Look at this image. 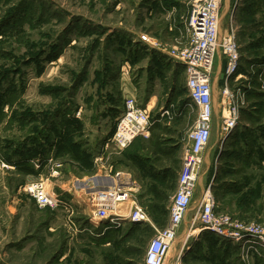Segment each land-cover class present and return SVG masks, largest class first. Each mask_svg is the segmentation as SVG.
I'll use <instances>...</instances> for the list:
<instances>
[{"label": "rangeland", "instance_id": "rangeland-1", "mask_svg": "<svg viewBox=\"0 0 264 264\" xmlns=\"http://www.w3.org/2000/svg\"><path fill=\"white\" fill-rule=\"evenodd\" d=\"M235 5L243 9L236 22L241 67L248 72L254 65L260 73L264 71V0H239ZM178 7L185 13L184 0H0V264H144L148 243L168 221L181 169V164L175 169L173 155L164 163L143 157L145 147L153 151L150 129L156 126L164 146L182 153L189 144L196 110L189 106L181 69L172 75L162 64L167 56L139 42L138 36L147 32L165 46L185 44L183 35L177 41ZM180 31L184 34L182 27ZM126 65L127 75L123 74ZM216 69L217 58L212 82L220 97L223 77L215 76ZM261 79L250 80L248 106L220 148V110L217 116L213 113V130L190 213L210 183L220 211L264 223ZM125 82L136 86L142 102L151 92L156 96V107L148 111L149 134L136 137L122 150L105 148L124 110ZM166 107L172 109L170 116L160 117ZM2 161L8 167H2ZM150 167L165 171L150 172ZM105 169L113 175H131V196L149 222L125 218L110 223L94 217L95 225L86 224L92 207L84 176L104 174ZM42 177H49L53 193L68 198L71 217L79 227L76 233L68 227L67 211L39 208L23 193L25 183ZM110 185L107 181L93 188ZM69 197L75 200L69 202ZM122 207L130 209L124 202L113 213L127 215L129 211ZM188 220L189 215L170 257L183 244ZM217 239L205 232L191 236L185 242L183 264L264 261L256 253L246 256L238 246Z\"/></svg>", "mask_w": 264, "mask_h": 264}, {"label": "built area", "instance_id": "built-area-1", "mask_svg": "<svg viewBox=\"0 0 264 264\" xmlns=\"http://www.w3.org/2000/svg\"><path fill=\"white\" fill-rule=\"evenodd\" d=\"M236 2L239 0H235ZM187 9L182 19L184 34L175 24L180 36H185V44L174 46L162 45L147 32L139 34L138 40L150 48L163 52L172 62L184 67L186 87L188 89L189 106L196 110V121L188 134L189 144L182 151L181 169L177 177L176 190L168 207V221L164 227L156 229V234L145 249L144 264H183L185 242L203 232L216 238L230 242L240 248L244 255L256 253L264 258V223L233 218L220 211L215 195L209 183L202 189L198 203L190 213V207L198 190L204 153L208 147L213 130V68L217 52L222 59L223 83L220 88V138L219 148L228 135L238 127L240 112L248 106L247 92L253 87L250 80L259 77L261 89H264V71L256 73L254 65L248 72L240 71V46L236 33L235 7L230 10L226 20L228 28L221 32V18L224 0H184ZM128 67H123V74H128ZM128 83L125 82V86ZM171 108L160 110V117H168ZM151 120L146 108L137 104L136 95L126 92L124 110L117 119L115 130L104 143L105 148L122 150L136 137L148 136ZM36 167L37 164L33 163ZM2 167H8L3 161ZM103 175L110 180V186L91 188L88 191V202L92 207L89 223L95 225L94 217L101 222L117 223L125 218H118L113 209L120 203H128L132 222H149L148 214L137 205L131 196L133 182L129 173L112 174L105 169ZM49 177L29 181L22 186L23 193L34 201L37 207L45 209L63 208L69 213L68 227L79 231L72 219V207L67 198L57 195L49 188ZM73 199H69V202ZM189 215L188 229L183 237L180 250L172 257L170 253L181 233V225ZM74 217V215H73ZM99 221V222H100Z\"/></svg>", "mask_w": 264, "mask_h": 264}, {"label": "crops", "instance_id": "crops-1", "mask_svg": "<svg viewBox=\"0 0 264 264\" xmlns=\"http://www.w3.org/2000/svg\"><path fill=\"white\" fill-rule=\"evenodd\" d=\"M235 3H236V1L235 0H224V5H223V10H222V18H221V22L222 21H224L223 20V18L225 19V27L224 28H222L221 27V32L223 33V32H225L226 31V29L228 28V26H227V23H226V20H227V18H228V15L230 14V10H231V5H233L234 7H235V13H236V19H235V22H237L238 20H240V18H242L243 17V15H241L242 14V5L241 6H237L236 7V5H235ZM177 6V5H176ZM186 8V7H185ZM178 10L176 11V9H175V19L176 20H178L177 21V23H176V25H177V27H179V29H180V27H182V21H180L181 20V17H182V15L183 14H186V12H187V9H186V11H185V13H184V11L182 12V9H181V7H178L177 8ZM239 18V19H238ZM239 22V21H238ZM244 24V23H243ZM242 23H241V25L243 26V28L244 29H241L242 30V32H246L245 31V25H243ZM235 25H236V23H235ZM240 25V26H241ZM236 28H237V26H236ZM240 54H241V51H240ZM216 58H217V69H216V72H215V76H217V74H222V70H223V67H222V65L220 64V59H221V57H220V53L219 52H217V55H216ZM242 58V57H241ZM160 61L161 60H159L157 63H160ZM162 64H165L167 67H169V72L172 74V75H175V73H178L179 71H178V69H181V72H182V74L184 75V77H185V73H184V67L182 66V65H180V64H177V65H175V64H173L172 62H170V61H168L167 60V57H165V62L164 63H162ZM153 67H155V68H157V67H161V66H153ZM245 69H243V67H241V64H240V71H242V73L244 74L245 73V71H244ZM157 71V70H156ZM129 84H127L126 85V87H124L125 89H124V91L125 92H129V93H133L134 95H136V98H137V104L140 106V107H143V108H146L148 111L149 110H151V107H156V104H157V101H156V96L151 92V94H149V96H147V98H146V96H145V99H144V101L142 102V101H140L139 99H138V91H137V88H136V86L132 83V88L131 87H129L128 86ZM127 88V89H126ZM213 88H214V86H213ZM174 89V86L172 85L171 87H170V90H169V92H171L172 90ZM148 92V91H147ZM219 96L217 95V93L213 90V112H214V115L215 116H217L218 114H219V110H220V106H219ZM123 112V111H122ZM156 127V126H155ZM155 127L153 128V135L151 136V139H153L154 140V138L156 137V136H159L160 138L159 139H163V134H161V133H158L157 134V132H158V130H157V132L155 131ZM238 131H240V130H238ZM162 147H164V145L162 144ZM213 147V146H212ZM165 148H167V147H165ZM210 149V148H209ZM208 149V150H209ZM149 148L148 147H145V149L143 150V157H145V158H147V155H149V156H152V157H159L158 158V161L159 162H165V159L167 158V157H162L161 158V155L159 156L158 154H156V153H154L152 150H149ZM168 151H169V153H170V157H171V153H173V157H174V159H175V162H176V166L177 167H175V169L176 168H179L180 167V164H181V159H182V153L180 152V151H178V148L176 147L174 150H173V152H172V149H168ZM213 151H215L214 149H213ZM208 153V152H207ZM157 161V162H158ZM162 167V166H161ZM155 168H157V169H159V166H156ZM162 168H165V165H163V167ZM12 169H13V167H12ZM92 177V176H91ZM90 177V178H91ZM88 176H84V183L86 184V187H89V189H90V187L91 188H93V186H95V185H101V184H105L107 181H110L109 179H107V178H105L103 175H99L98 177H94V178H92L91 180H90V178H88ZM176 183H177V179H176V182H175V186H176ZM70 194H74V193H70ZM68 199V198H67ZM69 199H71L70 197H69ZM73 200H75V198H73ZM82 200H84L83 198H82ZM122 208H127V207H122ZM88 218H89V216H85V222H86V224H90L87 220H88Z\"/></svg>", "mask_w": 264, "mask_h": 264}, {"label": "trees", "instance_id": "trees-1", "mask_svg": "<svg viewBox=\"0 0 264 264\" xmlns=\"http://www.w3.org/2000/svg\"><path fill=\"white\" fill-rule=\"evenodd\" d=\"M257 4H259V2H257ZM154 128V127H153ZM153 128L151 127V131L153 130ZM155 128H157V127H155ZM151 138V137H150ZM160 137L159 136H156L155 138H154V140L153 139H150V143H151V145H152V147H153V152L154 153H156V154H158L159 156L161 155V158L164 156V157H170V153H169V151H168V149L167 148H165V146L164 147H162V144L164 145V143H163V139L161 138V139H159ZM173 150L174 149H172V152H173ZM173 155V153H171V156ZM158 158L159 157H153V159H154V161L155 162H157L158 161ZM160 159V158H159ZM175 164H176V162H175ZM149 171L150 172H154V173H157L158 171H156V169H154L153 167H150L149 168ZM163 171H165V169L164 170H162V171H160V172H163ZM145 172V174L146 173H148L147 171H144ZM160 172H158V173H160ZM155 176V175H154ZM161 178V177H160ZM172 189H174V184H171L170 185V190H172ZM164 225H165V223H163V224H161L160 225V227L162 228V227H164ZM212 237H215V236H213V235H211ZM216 238V237H215ZM217 239V238H216ZM217 240H219V239H217ZM260 264L262 263V264H264V261L263 260H261L260 259Z\"/></svg>", "mask_w": 264, "mask_h": 264}, {"label": "bare ground", "instance_id": "bare-ground-1", "mask_svg": "<svg viewBox=\"0 0 264 264\" xmlns=\"http://www.w3.org/2000/svg\"><path fill=\"white\" fill-rule=\"evenodd\" d=\"M248 66H249V65H248ZM246 70H247V69H246ZM125 210H126V212L129 211L127 215H125V214H124V215H123V214H122V215H119V214H118V216H117L115 213H113V214H114L116 217H118V218H127V217L129 216V214H130V209H129V208H126ZM119 216H122V217H119Z\"/></svg>", "mask_w": 264, "mask_h": 264}]
</instances>
